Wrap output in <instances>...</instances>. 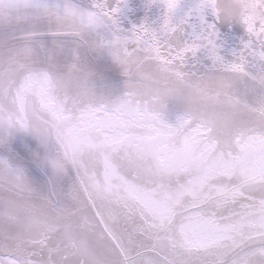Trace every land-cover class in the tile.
<instances>
[{
    "label": "snow or ice",
    "instance_id": "6c2138e0",
    "mask_svg": "<svg viewBox=\"0 0 264 264\" xmlns=\"http://www.w3.org/2000/svg\"><path fill=\"white\" fill-rule=\"evenodd\" d=\"M0 264H264V0H0Z\"/></svg>",
    "mask_w": 264,
    "mask_h": 264
}]
</instances>
